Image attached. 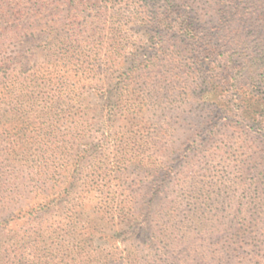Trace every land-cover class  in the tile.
Instances as JSON below:
<instances>
[{
	"label": "rangeland",
	"instance_id": "rangeland-1",
	"mask_svg": "<svg viewBox=\"0 0 264 264\" xmlns=\"http://www.w3.org/2000/svg\"><path fill=\"white\" fill-rule=\"evenodd\" d=\"M156 21L190 31L158 46ZM194 35L216 64L181 50ZM262 47L264 0H0V108L11 87L56 104L58 146L84 154L58 196L82 199L70 218L99 244H133L142 264H264Z\"/></svg>",
	"mask_w": 264,
	"mask_h": 264
},
{
	"label": "trees",
	"instance_id": "trees-1",
	"mask_svg": "<svg viewBox=\"0 0 264 264\" xmlns=\"http://www.w3.org/2000/svg\"><path fill=\"white\" fill-rule=\"evenodd\" d=\"M146 5L143 4L145 8ZM154 29L156 35L168 31L167 37L164 34L155 38L158 46L169 43L171 35L174 38L171 42L175 43L178 35L185 37L190 31L188 24L170 21H156ZM192 33L198 34L199 30ZM189 37L179 39L183 43L181 50L194 59L206 56L216 64V50L210 41L197 39L199 36L195 35ZM262 60L264 47L253 57L255 65ZM261 88L264 91V84ZM214 90L215 86L211 91ZM15 92L13 87L7 89L10 101L6 108H0V264H142L139 250L133 244L123 248L99 244L100 238L96 236L99 233L80 232L82 229L77 228L70 215L85 210L82 204L78 205L82 199H61L55 176L59 169L67 171L70 161L82 159L84 154L74 156L69 142H65V148L58 146L56 122L49 120L56 104L53 107L47 103L39 110L31 106L33 101L26 95L15 97ZM60 108L64 105L60 104ZM41 118L43 132L21 133L23 129L36 127L34 120ZM7 127L11 132L3 131ZM88 200L83 198V203ZM94 207H99L98 215L105 213L113 218L114 209L107 202L98 200L92 203L91 208ZM119 210L123 219L118 223L112 219L111 223L116 228L123 225V230L132 222L133 212H125L121 207ZM63 215L66 219L61 222L58 219Z\"/></svg>",
	"mask_w": 264,
	"mask_h": 264
}]
</instances>
